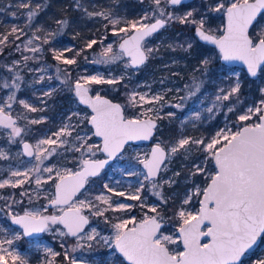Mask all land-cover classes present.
I'll use <instances>...</instances> for the list:
<instances>
[{
  "label": "snow or ice",
  "instance_id": "obj_1",
  "mask_svg": "<svg viewBox=\"0 0 264 264\" xmlns=\"http://www.w3.org/2000/svg\"><path fill=\"white\" fill-rule=\"evenodd\" d=\"M166 2L178 5L181 0H166ZM154 3L157 8H160L161 0H154ZM20 6L29 8V3ZM45 6L36 4L34 9L28 11V19L31 20L35 17ZM76 6L80 7L78 0ZM194 11L196 10L188 11L182 16H175L168 12L166 18H154L153 23L142 22L148 19L147 14L140 21H124L126 26L120 27L118 33H125L127 38L119 44L120 54L114 53L113 46L109 44L101 53L104 59L97 62H114L120 56L127 55L131 65H143L155 51L152 48L144 47L145 37L157 32L169 21L178 20L181 24H195L196 35L201 41L216 46L219 59L227 62L241 61L247 66V73L252 77H256L258 72H264V22H262L264 21V0H215L214 4L209 3L208 12H222L225 17V23L219 29L206 28L207 20L204 16H201L198 21L193 19ZM85 12L89 16H103L113 25L114 33H117L116 26L121 24V20L112 18L110 12H87V9ZM160 15L165 17L162 8H160ZM56 23L66 25L68 21L58 20ZM39 30L37 28V31ZM17 32L23 34L22 29L14 26L9 35ZM34 38L40 39L35 34ZM7 39V35L0 39V45H3ZM44 42L47 43V40L45 39ZM95 43L96 41L93 40L88 43L87 47L91 48ZM186 43V48L184 45H177V47L187 52L193 48V43ZM30 44H32L31 39L27 42V45ZM29 50L33 53L41 51L39 47H32ZM62 55V53L56 52L55 59L61 60ZM23 59L28 61L32 57L24 56ZM212 60L211 56H203L195 71L208 74ZM63 62L73 64L75 60L64 59ZM13 63L18 64L19 62L14 61ZM12 70L9 69V71ZM59 71L58 68L57 72L59 73ZM224 71L229 70L224 69ZM17 79L19 76L13 79L12 86L19 88V84L16 83ZM40 79L43 80L44 77L41 76ZM82 79L85 83H81L78 79L74 85V92L80 103L91 108L92 114L81 117L79 113H73V116L79 118L80 123L86 121L91 125L92 128L89 131L93 136L100 137L102 144H89L87 141L90 137L87 134L83 136L77 134L75 140L80 142V146L76 147L73 144L68 150L81 152V155L87 152L92 156L101 152L106 154L107 158L103 160L84 159L76 171L64 169L61 172L54 165L43 168L44 172L49 173L48 180H53L52 173L55 172V192L51 198H48V203L54 209L59 206L60 214L42 215L37 211L29 210H25L23 215L9 213L12 223L22 227L24 236L46 231L50 224H62L67 229V233L60 232L61 236L67 234L77 237L78 241L86 239L89 249L93 247L94 243L100 244L101 242L113 249L112 255L116 257V264H124L125 261L127 264H244L250 251L257 245L258 239H264V87L259 89L262 98L258 103L240 110L241 114L237 116L238 124L235 131L225 125L207 140L203 137L182 136L170 146L161 140L151 148L150 153L145 154L140 160V163L147 169L144 180L152 181L162 170H167L166 161H169L175 154L181 151L190 154L193 146L198 152L204 154L203 160L193 163L190 175H203L205 186L195 185L190 190L179 209L174 212L178 226L173 233L165 234L163 227L168 221L156 206L150 208L151 215L145 212L140 219L134 216L128 219L117 218L118 222L111 223L105 216V212L109 210L130 212L134 206L117 203L114 207L111 197L104 194L95 196V202L93 199L87 198L73 202V197L84 188L88 178L97 176L109 160L122 152L129 141L148 140L153 137L157 128L156 121L149 114L154 110L158 111V109L149 107L136 117L129 118L125 116L121 104L113 103L98 93L95 96L89 95L88 85L115 84L118 79H123V77L106 80L102 75H96ZM223 79L231 81V77L226 76ZM202 83L203 81H197L193 77L192 87L196 91H199ZM3 87L9 88L10 85L5 82ZM241 87L242 82L237 73L235 80L230 82L227 89H218L214 107L223 106L227 108V112L235 113L237 105L241 103ZM52 91L54 90L44 94L50 96ZM189 95H194V92H189ZM147 97V93L133 92L129 100L135 106L136 103L157 104L164 99L161 94L154 95L150 99ZM7 100L14 101L15 93H11ZM226 101L229 103L224 104ZM19 103L25 109L37 111L36 108L23 100ZM5 107L10 108L11 104L0 105V126L11 130L8 134L9 141L14 142L16 137L21 136L23 129L16 126V121L7 114ZM175 107L182 108L183 105L176 104ZM207 111L212 112L213 108H208ZM174 115L175 113L172 112L167 114L169 118ZM195 115L199 118V113ZM71 118L68 119L71 120ZM39 122L31 121V123ZM239 122L244 123L240 124ZM77 127L79 125L65 124L53 134L54 138L49 137L38 141L35 152L33 145L23 143V152L29 157L35 155L37 164L24 172L10 171L9 178L0 181V188L22 186L29 179V173H40V166L44 160L56 153L58 147L67 144L66 137H71ZM44 145L49 147L44 148ZM7 158V153L0 150V159ZM211 165H214V168ZM138 174L129 173V175ZM179 175L178 172L174 173V176ZM174 182V179L170 177L163 183L171 185ZM35 184L39 189L42 184L39 175L35 177ZM104 187L108 192H113V189L107 184ZM143 187L144 184L141 183L140 187L136 189V195L129 198L140 200L139 193ZM157 187H163V184L153 183V188ZM21 195L24 196L27 193L22 192ZM117 195L124 196L125 193L119 192ZM155 195L167 204V200H164L160 192H155ZM194 197H202L198 201L199 207L189 210L185 206L190 205ZM101 204L106 207H101ZM140 206L144 207L143 201ZM85 210H88L92 216L104 217L106 223H111L113 234L102 236L96 228L85 232V226L89 225V216L84 214ZM20 238V233H14L11 239H0V264H8L6 257H11L12 264H28L27 259L15 252L14 249L9 251V248L5 247V245L11 247L14 241ZM179 245L183 246V250H177ZM76 247H84V245L78 243ZM76 247H73L72 251H76ZM45 252L52 257L58 255L51 248H46ZM65 257H67V253H65ZM46 264H54V261L47 260ZM69 264H77L76 259H71ZM253 264H264V257L253 261Z\"/></svg>",
  "mask_w": 264,
  "mask_h": 264
},
{
  "label": "rangeland",
  "instance_id": "obj_2",
  "mask_svg": "<svg viewBox=\"0 0 264 264\" xmlns=\"http://www.w3.org/2000/svg\"><path fill=\"white\" fill-rule=\"evenodd\" d=\"M126 1H128L129 4L125 6V11L127 13H135L137 15L136 18H129L127 14L126 16L119 15V13H116L112 9H101L96 11H90L86 7H83V9H87V12H110L112 18L120 19L121 24L116 26L117 33L120 27L126 26L124 21H140L141 18L147 14L148 19L142 22L148 23L152 19L161 16L160 8L164 10V18H166L168 12L173 13L175 16H182L184 13L195 9L196 11L193 12L192 18L197 21L201 16H204L207 23H216L215 29H219L225 23V17L222 12H208L209 3L214 4L215 0H194L185 4L186 6L182 8H178L179 6H172L167 3L166 0H161L160 8H157L154 0ZM78 2H80V0H78ZM28 11L29 9L24 11L26 17H28ZM97 17L101 22L102 34L98 40L93 38L91 41L95 40L98 42V51L91 58H82L86 65L78 70V75L72 77V83L67 81L62 75L56 74L49 62H45L39 57L45 50L36 53L29 50L32 47H39L42 49V43L40 40L34 38V34L17 42L21 56L17 57L14 61H18L19 63L14 64L13 61L8 64L6 66L7 69L9 70L11 68L13 70L9 71L10 73H2L0 79V105L11 104L10 108L5 107V111L17 115L19 118L18 125L23 128L22 135L16 137L14 142L9 141L8 134L11 131L10 129L3 128L0 132V150H3L8 155L7 159H0V181L9 178L10 171L18 170L24 172L37 164L35 155L33 157H28L24 154L22 150V141L24 139L32 141L36 151L38 141L49 137L54 138L53 134L59 131L65 124L79 125L72 133L71 137H66L68 143L58 147L56 153L44 160L43 164L40 166V173H29V179L26 180L22 186L15 187V190L10 186L9 188H0V239H11L14 233H20L21 238L19 240H15L11 247L8 245H5V247H8L9 251L14 249L15 252L27 259L28 264H46L47 260H53L54 264H60V260L58 259L59 249L55 246L53 239H58L59 241L63 240L65 242V251H68L67 257L65 258L69 259V261L75 258L77 264H116V257L112 255L113 249L108 248L103 242L100 244L94 243L93 247L89 249L86 239L78 241L77 237H72L67 234L61 236L60 232L67 233L66 228L62 224H50L48 230L43 234L28 238L23 235L21 227L12 223L11 216L9 215V213L13 215L23 214L25 210L37 211L42 215L60 214L59 206L55 209L53 207H48V198H51L55 192V172L52 173L53 180H48L49 173L44 172L43 168L52 167L54 165L61 172H63L64 169L76 171L81 166L82 160L90 157H100L102 155L101 152L100 154L97 152L95 156L87 152L81 155V152L68 150L73 144H75L76 147L80 146V142L75 140L77 134L82 136L87 134L90 137L87 143L101 145V140L93 136L91 131H89L92 127L87 124L86 121L80 123L79 118L73 116V113H79L81 117L85 115L90 116L92 114L89 108L80 104L74 93L73 84L78 79L85 82L82 78L88 76L102 75L106 80L123 77V79H118V82L115 84H90V86L93 91L95 90L98 93L117 94V97L120 98L118 100L123 104L127 116L136 117L149 107L158 109V111L154 110L149 114L159 121L156 134L153 136L152 140L148 143L127 144L121 154L118 155L105 171L96 177L90 178L87 187L73 199V202L85 198L93 199L94 201L95 196L104 194L111 197L114 207L117 203L131 204L134 206L130 212L111 210L105 212V216L111 223L118 222L117 218L128 219L134 216L140 219L145 212L151 215L150 208L153 206L158 207V210L161 211L160 208L163 202L160 197L155 195V192H160L164 199L165 196H169L168 199L178 203L179 209L183 199L195 185L201 187L205 186V177L203 175H190L193 163H199L204 158V154L198 152L195 146L192 147L190 154H185L181 151L172 156L169 161H166V171L162 170L159 176L153 178L152 181H145L144 175L146 174V170L143 164L140 163V160L145 154L150 153L154 142L162 140L170 146L182 136L193 138L203 137L207 140L214 136L219 129L224 128L225 125L235 131L238 124L237 116L241 114L240 110L258 103L262 98L259 89L264 87V72H260L257 79H253L248 75L244 66L229 65L222 62L221 59H219L218 50L210 45L211 48L209 50H204L203 53L197 54L199 61L203 56L213 57L212 63L209 65V72L206 75L202 74L200 71H195L199 64L190 66L187 70H179L176 66L182 65V62H179L175 57L164 60L160 55L163 62L154 65L152 62L155 58H158V48L162 46V41L168 34V31L160 35H153L145 41V48H152L155 50L151 55V64H153L151 65L152 69L151 71L146 69L148 76L140 81L138 80L128 96L122 98L121 96L123 95L122 93L120 94L121 91L119 92L121 89L120 82L136 78L140 69L133 68L130 65L129 58L125 57V55L120 56V58L114 62H97L104 59L101 53L109 44L113 46V52L119 55L121 50L118 48V44L120 40L126 36L125 33H114L113 25L103 16ZM188 24L193 25L191 23ZM171 27L172 20L163 28L164 30H168ZM35 36L38 35L35 34ZM29 39L32 40V44L27 45ZM186 41L193 43L192 39ZM26 45L27 47H25ZM73 45L74 42L72 40H67L63 48L53 51L63 54L60 60L62 62L64 59L75 60V57H68L65 55L67 49L71 48ZM185 46L187 47V43H185ZM24 56L32 57V59L24 61ZM23 67L27 68V72L30 73L29 76L19 72V69ZM29 69H32V71H29ZM224 69H228L229 71L225 72ZM237 73L242 82L240 91L241 103L237 105V111L235 113H229L226 107H214L215 96L218 89H227L230 82L235 80ZM17 76H19V79L16 80V83L19 84V88L12 86L13 79ZM41 76L44 77L43 80L40 79ZM226 76L231 77V81L223 79V77ZM193 77H195L197 81H203L199 91H196V89L192 87ZM252 79L254 81H252ZM5 82L10 85L9 88L3 87ZM22 82L30 84V87L35 92L33 96L28 95L19 97ZM50 90L54 91H52L50 96H46L44 93ZM13 92L15 93V100L8 101L7 97ZM133 92L137 94L147 93L148 99L154 95L161 94L164 99L157 104L136 103V105L133 106L129 100ZM189 92H194V95H189ZM66 93L68 94L67 97L64 98L61 96V94ZM21 100L36 108L37 111L33 112L29 109H25L23 105L19 103ZM228 103L227 101L224 102V104ZM176 104H182L183 107L176 108ZM208 108H213V111L208 112ZM169 112L175 113V115L169 118L167 116ZM196 113H199V118L196 117ZM69 117H72L71 120L68 119ZM33 120L40 122L31 123ZM239 123L242 124L244 122ZM33 124L44 126L39 134L33 133ZM28 132L34 136V140L27 138ZM43 147L47 148L49 146L44 145ZM211 167L214 168V165H211ZM132 172L139 174L129 175V173ZM177 172L180 173V175L174 176V173ZM37 175H39L42 180L39 189L35 184V177ZM170 177L174 179V183L171 185L163 183ZM20 179H23V177H20ZM141 183L144 184V187L139 193L140 200L130 199V196L136 195V189L140 187ZM153 183L157 185L163 184V187L154 189ZM105 184L112 188L113 192H108L104 187ZM22 192H26L27 195L22 196ZM119 192H123L125 195H117ZM29 197H31V199H29ZM201 198L202 197H194L190 205L185 207L189 210L198 208V201ZM141 201H143L144 207L140 206ZM100 206L106 207L103 204ZM45 209L47 210L45 211ZM84 214L90 217V223L86 227L85 232H90L91 228H96L102 236H111L113 234L111 223H106L104 217L92 216L88 210H85ZM177 226L176 221H169L163 227V231L165 234H171L175 231ZM51 237H53V239ZM78 243L83 244L84 247H76ZM73 247H76V251H72ZM46 248H51L52 251L58 253V255L55 257L50 256L45 252ZM177 250H183V246L179 245ZM118 255L117 253V256ZM261 257H264V242L245 259L244 264H253V261ZM6 259L12 263L11 257H6ZM121 259L123 258L121 257ZM124 264H127V262L125 261Z\"/></svg>",
  "mask_w": 264,
  "mask_h": 264
},
{
  "label": "trees",
  "instance_id": "obj_3",
  "mask_svg": "<svg viewBox=\"0 0 264 264\" xmlns=\"http://www.w3.org/2000/svg\"><path fill=\"white\" fill-rule=\"evenodd\" d=\"M24 3H29V8L20 6ZM36 4L46 6L42 11L38 12L35 17L29 20L28 17L24 15V11L26 9H34ZM76 4V0H0V39H3L5 35L8 36L5 43L0 45V79L2 73H10L6 66L12 63L17 57L21 56L17 42L26 39L29 35L37 34L42 43L41 50H45L39 57L45 62H49L56 74L62 75L67 81L72 83V77L78 75V70L86 65L82 58H91L98 51V42L93 44L91 48L87 47L88 43L91 42L93 38L98 40L102 34L101 22L98 17L88 16L83 7H86L90 11L112 9L116 13H119V15L126 16L127 14L129 18H136L137 16L135 13H130L129 11V13H127L125 11V6L129 4L126 0H80V7H77ZM184 6L186 5L184 4L178 8ZM58 20H67L68 23L66 25H58L56 23ZM215 25L216 23L214 22H208L206 28L215 29ZM14 26L18 29H22L23 34L17 32L9 35ZM37 28L40 30L37 31ZM195 28V24H181L178 20H172V27L170 29L164 30L163 28L159 33L155 34L160 35L168 31V34L162 41V46L158 48V58H155L152 63L154 65L162 63V56L164 60L175 57L179 62L181 61L182 65L176 66L179 70H187L190 66L199 64V57H197V54L203 53L204 50H209L211 47L201 43L197 39ZM17 37L19 38L17 39ZM45 39L47 43L44 42ZM188 39L193 40V48L191 50L186 52L184 49L177 47V45L185 46L186 40ZM67 40H72L74 42V45L65 52V55L68 57H75L74 64H64L62 61L55 59L56 52L53 50L63 48ZM169 45H172V47H169ZM151 60L152 56L150 55L147 63L139 67L140 70L136 78L120 82L121 89L119 92L121 91L120 94L122 93V98L128 96L138 80L140 81L148 76L146 69L151 71V65H153L151 64ZM26 67L19 69V72L29 76L30 73L27 72L28 70ZM58 68L60 69L59 73L57 72ZM252 81L254 80L252 79ZM34 94L35 92L30 87V84L22 82L19 97L28 95L33 96ZM61 96L65 98L68 94H61ZM112 97L120 99L117 97V94H113ZM42 127L44 126L35 124L32 127L33 133L39 134ZM98 154H100V152H98ZM15 189L16 188L13 190ZM168 198L169 196H165L164 200H167V204L163 203L160 210L168 222L175 221L174 212L178 209V203ZM51 238L53 239V237ZM53 241L55 246L59 249L58 259L60 262L59 260L58 262L60 264H69V259L65 258V253H68V251H65V242L63 240L59 241L58 239H53ZM263 242L264 239L261 243Z\"/></svg>",
  "mask_w": 264,
  "mask_h": 264
},
{
  "label": "water",
  "instance_id": "obj_4",
  "mask_svg": "<svg viewBox=\"0 0 264 264\" xmlns=\"http://www.w3.org/2000/svg\"><path fill=\"white\" fill-rule=\"evenodd\" d=\"M192 1H194V0H181V3L180 4H178V5H172V6H175V7H177V6H180V5H184V4H188V3H190V2H192ZM159 18H164V17H159ZM154 22V20L153 21H151V22H149V23H153ZM166 26V25H165ZM164 26V27H165ZM162 29V28H161ZM161 29H159V30H157V32L158 31H160ZM157 32H155V33H157ZM155 33H153L152 35H150V36H148V37H145V40H144V42L148 39V38H150V37H152ZM195 35H196V31H195ZM196 37H197V39L201 42V43H203V44H206V45H210V46H213V47H215L216 48V46L215 45H213V44H210V43H208V42H205V41H201L200 39H199V37L196 35ZM127 38V35L126 36H124L121 40H120V42H119V44L120 43H122L123 42V39H126ZM143 42V43H144ZM119 44H118V48H119ZM120 49V48H119ZM217 49V48H216ZM218 50V49H217ZM125 57H127V58H129L127 55H125ZM148 60V59H147ZM222 62H224V63H226V64H229V65H242V66H244V68H245V70L247 71V66L246 65H244L241 61H231V62H227V61H223V60H221ZM129 62H130V58H129ZM147 62V61H146ZM146 62L143 64V65H145L146 64ZM130 65H131V63H130ZM143 65H131L133 68H139V67H141V66H143ZM259 73L260 72H258V74H257V76L256 77H252L250 74H248L251 78H253V79H257L258 78V76H259ZM81 83H85V82H82L81 81ZM74 85H75V83H74ZM89 95L90 96H95L96 94H92L91 93V91L89 90ZM99 95H101L102 97H104L105 99H107V100H110V101H112L113 103H118V104H121L122 105V107H123V109H124V114H125V116L126 117H129V118H133V117H130V116H127L126 115V113H125V108H124V106H123V104L120 102V101H118V100H114V99H112V98H110L109 96H107V95H104V94H99ZM78 98V97H77ZM79 100V99H78ZM82 104V103H81ZM82 105H84V104H82ZM84 106H87L90 110H91V108L88 106V105H84ZM7 112V111H6ZM91 112H92V110H91ZM7 114H9V115H11V117L16 121V126H17V120H18V118L16 117V116H14V115H12V114H10V113H8L7 112ZM143 118V117H142ZM153 118V117H152ZM155 121H156V124H157V127H158V125H159V121H158V119H156V118H153ZM20 127V126H19ZM21 128V127H20ZM156 131H157V128H156V130L154 131V135L156 134ZM153 135V136H154ZM97 138H99L100 140H101V144H102V139L100 138V137H97ZM152 138L153 137H151L150 139H148V140H138V141H129L127 144H129V143H135V144H140V143H148V142H150L151 140H152ZM23 143H28V144H31V145H33V143L30 141V140H25ZM157 142H154L153 144H152V147L156 144ZM126 144V145H127ZM126 145L124 146V148L126 147ZM151 147V148H152ZM23 148V147H22ZM124 150V149H123ZM122 150V151H123ZM33 151L35 152V148H34V145H33ZM104 154V153H103ZM121 153H119L118 155H120ZM118 155L116 156V157H114L112 160H109V162H108V164H106L105 165V167L103 168V169H101L100 170V172H99V174L100 173H102V172H104L105 171V169L118 157ZM27 156V155H26ZM29 157V156H28ZM31 157H33V156H31ZM107 157H106V154H104L103 156H101V157H96V158H87V159H98V160H103V159H106ZM144 167V166H143ZM146 170V173H147V169H145ZM98 174V175H99ZM159 174L160 173H158V175H157V177L159 176ZM97 175V176H98ZM93 177H96V176H91V177H89L88 178V180L90 179V178H93ZM86 186H87V183L85 184V186H84V188L83 189H81L80 190V192H82L85 188H86ZM80 192H78L77 194H76V196L80 193ZM75 196V197H76ZM75 197H73V199L75 198ZM202 199V198H201ZM48 207L49 208H51L52 206L51 205H49V203H48ZM19 215H23V214H19ZM59 215V214H58ZM86 215V214H85ZM89 223H90V217H89ZM14 225H16V224H14ZM166 225V224H165ZM164 225V226H165ZM16 226H18V227H21L20 225H16ZM88 225H86L85 226V229H86V227H87ZM22 228V227H21ZM23 230V229H22ZM66 231H67V229H66ZM45 231H43V232H37V233H33L32 235H30V236H26V237H28V238H32V237H36V236H39V235H41V234H43ZM73 237V236H72ZM261 242H262V239H258V243H257V245H255L254 246V248H253V250H251L250 251V253L248 254V256L250 255V254H252L259 246H260V244H261ZM8 264H12L11 262H9L8 261Z\"/></svg>",
  "mask_w": 264,
  "mask_h": 264
},
{
  "label": "flooded vegetation",
  "instance_id": "obj_5",
  "mask_svg": "<svg viewBox=\"0 0 264 264\" xmlns=\"http://www.w3.org/2000/svg\"><path fill=\"white\" fill-rule=\"evenodd\" d=\"M159 17H161V16H159ZM159 17H157V18H159ZM154 19H152L151 21H153ZM150 21V22H151ZM149 23V22H148ZM163 29V28H162ZM161 29V30H162ZM160 30V31H161ZM160 31H158L157 33H159ZM157 33H155V34H157ZM154 34V35H155ZM144 46H145V42H144ZM147 63V62H146ZM144 66V65H143ZM83 82V81H82ZM89 86V88H90V91H91V93L92 94H97L98 92H96L95 90L93 91L92 90V87L90 86V85H88ZM73 87H74V84H73ZM75 93V92H74ZM98 94H104V93H98ZM104 95H107V96H109L110 98H112V99H114V100H118V99H116V98H114V97H112V95L113 94H104ZM78 99V98H77ZM79 101V100H78ZM119 101V100H118ZM121 102V101H120ZM81 104V103H80ZM82 105V104H81ZM84 106V105H83ZM85 107H87V106H85ZM88 108V107H87ZM9 113V112H8ZM10 114H12V113H10ZM12 115H14V114H12ZM14 116H16L17 118H18V116L17 115H14ZM19 118H18V120H17V127H19ZM91 126V125H90ZM21 127V126H20ZM92 127V126H91ZM4 127L3 126H0V132L2 131V129H3ZM22 128V127H21ZM7 129V128H6ZM23 129V128H22ZM22 133H23V131H22ZM22 133H21V135H22ZM27 138H30V139H32V140H34V136L33 135H31L30 133H27ZM25 140H29V139H24L23 141H22V147H23V142L25 141ZM32 142V141H31ZM22 150H23V148H22ZM25 154V153H24ZM26 155V154H25ZM104 154L102 153V155L101 156H103ZM100 156V157H101ZM90 158H96V157H90ZM87 185H88V182H87ZM87 187V186H86ZM52 208V207H51ZM37 237V236H36Z\"/></svg>",
  "mask_w": 264,
  "mask_h": 264
}]
</instances>
